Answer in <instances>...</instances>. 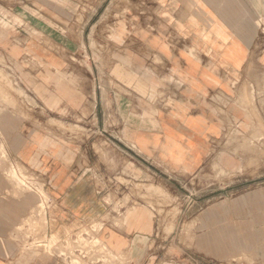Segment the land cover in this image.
<instances>
[{
  "label": "crops",
  "instance_id": "crops-1",
  "mask_svg": "<svg viewBox=\"0 0 264 264\" xmlns=\"http://www.w3.org/2000/svg\"><path fill=\"white\" fill-rule=\"evenodd\" d=\"M135 5L93 22L104 42L119 24L102 53L14 65L34 105L0 133L49 201L0 196V264H264V0ZM174 180L255 186L198 215L200 254Z\"/></svg>",
  "mask_w": 264,
  "mask_h": 264
},
{
  "label": "rangeland",
  "instance_id": "rangeland-1",
  "mask_svg": "<svg viewBox=\"0 0 264 264\" xmlns=\"http://www.w3.org/2000/svg\"><path fill=\"white\" fill-rule=\"evenodd\" d=\"M135 9V0H0V41H3L0 42V114L14 112L21 106L34 105L30 99L32 83L20 75L21 72L14 65H40L39 58L47 55L54 60L56 54L66 61L82 60L80 54L83 53L87 58L88 46L92 52L102 53L103 46L109 45V38L119 34V28L116 27L119 24L115 23L112 29H108L107 35L105 34L107 41L104 42V35L99 29H93V22L104 14L132 15ZM111 73L117 80V65L111 66ZM1 150L4 153L1 155L0 152V196L6 199L11 195L33 192L38 197L36 205L43 210L49 201L48 195L30 173L24 171L16 159L19 157L18 152L7 149L0 133ZM127 174L130 176L127 180L118 175L112 177V186L117 187L123 183L121 188L131 191L137 185L133 181L137 178V173L132 168ZM225 183L226 181L211 182L198 186L193 180L173 182L175 193L170 201L173 202L175 216L183 203L191 210L189 220L192 251L205 253L204 247L194 244L193 234L198 224V215L203 214L210 205L255 186L241 183L223 190L216 188ZM100 245V241L96 239V249ZM78 248L81 253H87L85 245H79ZM97 252L100 253L99 249Z\"/></svg>",
  "mask_w": 264,
  "mask_h": 264
}]
</instances>
